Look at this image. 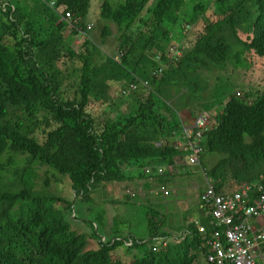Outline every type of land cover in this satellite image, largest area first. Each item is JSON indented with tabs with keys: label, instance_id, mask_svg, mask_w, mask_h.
<instances>
[{
	"label": "trees",
	"instance_id": "16d2710c",
	"mask_svg": "<svg viewBox=\"0 0 264 264\" xmlns=\"http://www.w3.org/2000/svg\"><path fill=\"white\" fill-rule=\"evenodd\" d=\"M38 1L0 0V264H209V218L202 220L207 239L192 223L184 239L159 251L151 242L172 235L151 218L148 240L122 233L103 239L105 212L99 216L92 197L105 184L167 185L157 169L175 170L176 159L186 156L169 138L182 130L173 96L186 86L196 94L201 73L228 68L251 71L254 88L217 101L223 113L204 136L200 164L219 192L264 187V0H200L188 15L181 14L186 0H105L99 16L120 34L116 56L102 54L87 30L93 0H55L54 7ZM184 30L181 58L158 81L160 88L175 83L173 92L164 96L150 84L147 96L130 95L128 111L99 122L100 110L113 103V83L150 81L145 70L168 63L166 51L179 46ZM109 35L105 24L102 38ZM212 155L221 157L214 165L207 161ZM145 166L153 176L143 173ZM39 167L64 177L68 194L43 193ZM129 241L127 262L117 252Z\"/></svg>",
	"mask_w": 264,
	"mask_h": 264
},
{
	"label": "rangeland",
	"instance_id": "374dc122",
	"mask_svg": "<svg viewBox=\"0 0 264 264\" xmlns=\"http://www.w3.org/2000/svg\"><path fill=\"white\" fill-rule=\"evenodd\" d=\"M108 1L114 3L116 1L118 2L119 0ZM35 2L39 3L38 0H35ZM104 2L105 0H93L90 15L88 17V24H91L93 26L91 30V36L100 47L101 53L116 56L118 54L120 34L117 32V28L115 25L107 23L105 20L100 18L99 10L101 11V6ZM198 3H201L200 0H186V4L182 9L181 14L188 15V12L190 10L188 8L197 6ZM105 24H107V26L109 27L110 35L107 38L103 39L102 30ZM201 27L202 26H200V29ZM200 29L197 28L198 31H200ZM70 30L71 27H68L64 32V35L66 36L68 33H70ZM144 31H146V29H144ZM182 35L184 36V38H182ZM182 35H178V38H180L178 39L179 42L176 41L179 44L178 47H176V43L169 45V51H166L169 57H172L174 54H179L180 56L182 55L181 49L182 51H184L185 45L187 44L185 40L188 37L189 32L184 30ZM182 40L184 41L182 42ZM77 42L78 40L76 38L72 43V46L75 50L77 49ZM151 53H153V57L156 56L155 61H159V52L153 48ZM249 55L252 57L255 69L258 72L260 64L254 60L255 58L252 54ZM169 65L176 67V64L173 62H170ZM169 68L167 67L166 69L168 70ZM250 73L252 72H246V70L242 69L235 71L232 68H228L223 73H201V75L198 76V78H200L198 84L199 89L196 94L191 95L190 93V91L193 89V86H186V88L183 89L182 94L173 96V100L176 102L177 109L178 107H180L178 109V113L187 111L193 113L194 117H196L199 113L208 110L207 112H209L212 118L214 117L215 119L217 114L223 113V109L221 107L218 108L219 105H217V101H221L222 103L229 95H233L234 92L235 96L239 94L240 96L238 98H241L246 92H249L246 88H254V86H251L252 81L250 78ZM142 74L143 73H141V75ZM146 75L150 77V81H144L147 86L151 87L150 84L154 85L156 89L161 90L164 96L167 95V93L171 94L173 92L175 83H172L169 87L163 86L162 88H160L158 87L160 86V83L158 81H154L153 78H151L150 69L145 70V76ZM70 81L75 86H77L79 82L75 78L70 79ZM190 81L191 80H189L188 82ZM194 83L195 82L192 81V85H194ZM117 84L119 86L122 85V83ZM131 85L132 83H130L128 86L131 87ZM123 89V86H121L120 88L115 90L112 105L108 109L107 106L105 109L100 110L101 115L98 118L99 122L102 120H113L118 114L123 113V111H128L129 104H131L134 100L130 96L132 95L131 93L128 94V92H125L124 96H122L121 91ZM141 90L142 92H140L138 96L139 99L147 96L148 94V90L142 88ZM131 92L133 94L137 93V91ZM214 95H218L220 97V100L214 97ZM176 107L174 109H176ZM162 112L166 113V110L162 109ZM212 118H210L211 126L214 125V121ZM170 142L179 150L185 149L184 141L175 140ZM207 158V161L210 163V165H214L221 157L218 155H212ZM2 160H5V158L3 157ZM178 160L179 158L176 159V162L179 163L180 161ZM165 170L172 172L171 168H166ZM147 171L148 170H146L145 173ZM36 174L39 187L46 189L42 190L43 193H48L49 195L54 196H63L66 193L68 194V181L64 177L62 178L57 175L52 169H49L47 167H39L36 170ZM185 176L186 173L182 174L181 177L177 176L171 189L169 188L170 185H165L164 189L162 187L159 188L154 184L153 189H151L152 187L150 189H147L144 187L145 181L137 183L135 182L133 185L128 183H112L100 186V188L97 189V192L93 195L92 199L94 202L95 211L100 210L99 216L103 214V211L105 212V229L100 227V234L102 235V238H109L110 235H118L122 233L121 236L123 237L134 235L138 238L148 240L150 233V218L156 221L161 226L165 225L167 229L161 228L163 231L168 233L173 232L174 235L177 236L181 235L183 232L180 230L183 228V224H185L187 220L192 223V221L190 220H192L191 218L195 217V207L199 205L198 194L192 188L195 186H191L187 182V179L184 178ZM47 178H49L50 180V185L48 187H44L45 180ZM204 178L208 180L210 179L207 174L206 176H204ZM176 183L178 184L177 186L175 185ZM149 190L154 191L148 192ZM156 192H159V194L156 196L159 198V200L155 201L153 200V196L156 195L154 194ZM165 195H168L169 200L164 198ZM127 203H133L134 205ZM201 206L204 209L203 211L205 212V217L207 218L206 208L202 205V203ZM148 208L151 209L152 212L147 213ZM155 212L158 215H156ZM147 214H151L149 218ZM154 214L156 216H154ZM104 217L102 218L104 219ZM115 219L116 222L118 221L117 223L113 222ZM151 244H154V242H151ZM131 245V241H129L128 243L124 242V246L117 252L120 259L127 262L132 261L133 255L129 250V247H131Z\"/></svg>",
	"mask_w": 264,
	"mask_h": 264
},
{
	"label": "built area",
	"instance_id": "2783aa9c",
	"mask_svg": "<svg viewBox=\"0 0 264 264\" xmlns=\"http://www.w3.org/2000/svg\"><path fill=\"white\" fill-rule=\"evenodd\" d=\"M174 56L180 57L179 54ZM210 127V116L204 113L197 118L191 130L183 131L180 136L189 152L187 166L199 165L204 135ZM158 173L163 174L164 171L158 169ZM260 188L263 191V187ZM248 198L247 191L233 197L218 195L214 186H209L202 196L213 234L209 243L210 264H264V233L252 232L251 224L252 220H264V193L256 200V206H251ZM196 225L202 236L209 234L205 225L200 222Z\"/></svg>",
	"mask_w": 264,
	"mask_h": 264
},
{
	"label": "crops",
	"instance_id": "0c3cea01",
	"mask_svg": "<svg viewBox=\"0 0 264 264\" xmlns=\"http://www.w3.org/2000/svg\"><path fill=\"white\" fill-rule=\"evenodd\" d=\"M113 89H112V91H111V96L112 97H114V91L115 90H117L118 88H120V86L117 84V83H113ZM178 118H179V121H180V123H181V126H182V128H185V129H188V128H192L193 126H194V121H195V119H196V117H194V114L193 113H190V112H187V111H182L181 113H178ZM175 140H178L177 138H174V140L173 141H175ZM178 161H180L179 163L177 162V167H176V169L175 170H173L172 168H171V170H172V172H169V171H167L168 173H169V176L167 177L166 176V173H164L163 175H159V174H157V175H159V177L160 178H164L165 179V177H166V180L165 181H168V183H167V186H169L170 187V189L172 188V186H173V183H174V181H175V179H176V177L178 176V177H181V175L182 174H185L186 173V176L184 177L185 179H187V182L191 185V186H195V187H192L196 192H197V194H198V198H199V205L197 206V207H195V217L194 218H191L192 220H190V221H192V223H194L195 225H196V223L197 222H200L201 224H202V220L203 219H207L205 216V212L203 211L204 209L202 208V206H201V203H202V201H201V197H202V194L207 190V188H208V185H207V183H206V181L207 180H205L204 179V177H202L203 176V173L201 172H199V170L200 169H203L202 167H201V165H200V167H198V168H187L186 166H185V164H186V157H184L183 158V156L182 157H179V160ZM184 167H186L185 169H184ZM153 167L152 166H145L144 168H143V173L145 174V175H147V172L145 173V171L146 170H150V172H154L155 173V170L154 169H152ZM158 170V169H157ZM157 170H156V172H157ZM200 175H202V176H200ZM148 176V175H147ZM153 180L151 179L150 180V182H152ZM211 182L214 184V186L216 187V183L211 179ZM135 183V181H133V183H130L131 185H133ZM188 184V185H189ZM156 186H158L159 188L160 187H164L165 185H163V184H155ZM176 186L178 185L177 183L175 184ZM154 187L152 186V189H153ZM158 188V189H159ZM165 189V188H164ZM168 189V188H167ZM155 190V189H154ZM154 190H149L148 192H153ZM158 191V190H157ZM154 194H156L155 196H153V200H159V198L158 197H156L158 194H159V192H156V193H154ZM164 198H166L167 200H169V197H168V195H165L164 196ZM166 200V201H167ZM203 205V204H202ZM196 206V205H195ZM163 220V219H162ZM191 222H189V220H187L186 222H185V224H183L184 226H183V228L180 230V231H182L183 233L181 234V235H179V236H177V235H174V233L173 232H171V233H169V234H171L172 235V238L170 239V240H162V239H156L155 241H154V244H153V249L155 248V249H158L159 251H161L162 249H163V246L165 247V245L163 244V243H166V244H170V243H172L173 241H174V239H176V238H185V235L186 234H188V227H190L191 226V224H192ZM260 227H263L264 228V220H261L260 222H258L257 223ZM206 226V225H205ZM196 227H197V225H196ZM167 229V228H166ZM166 248V247H165Z\"/></svg>",
	"mask_w": 264,
	"mask_h": 264
},
{
	"label": "clouds",
	"instance_id": "9594fccd",
	"mask_svg": "<svg viewBox=\"0 0 264 264\" xmlns=\"http://www.w3.org/2000/svg\"><path fill=\"white\" fill-rule=\"evenodd\" d=\"M69 27H71V25L69 26ZM93 26L91 25V24H89L88 26H87V30L88 29H91ZM176 58H177V56H176ZM179 58H181V56L179 57ZM167 59H168V63H166V64H162V63H160V61H161V59H159V61L157 62V63H160V68L158 69V70H156V68H155V71H153L152 72V74H151V76H152V78H153V80H155V81H159V79L160 78H162V77H164L165 75H166V73H167V67H172L173 68V66H171V65H169V63L170 62H173V63H175V56L173 55L172 57H169V55L167 54ZM121 86H123V85H121ZM120 86V87H121ZM123 88L125 89H123L122 91H121V94H122V96H124V94H125V92H128V94H130V91L131 90H135V91H137V92H141L142 90H141V88L142 89H145V90H148V91H150V92H152L153 91V87H152V85H151V87H149V86H147L146 84H145V82L144 81H139L138 83H132V85H131V87L130 86H128V87H124L123 86ZM112 91V90H111ZM111 91H110V96H111ZM111 98L113 99V97L111 96ZM178 113V112H177ZM204 113H206V114H208L209 116H210V118H212V116L210 115V113L209 112H206V111H204V112H201V113H199L197 116H196V119H195V121H194V124H195V122H196V120H197V118L200 116V115H202V114H204ZM213 119V121H214V125L213 126H211L210 127V130L216 125V121H215V119H214V117L212 118ZM194 127V126H193ZM192 127V128H193ZM192 128H188V129H185V128H182V130L180 131V132H175V133H173V135H172V140L171 141H173L174 140V138H177L178 140H180L181 141V138H180V136L182 135V133H183V131H185V130H191ZM209 130V131H210ZM208 131V132H209ZM207 132V133H208ZM204 140V139H203ZM180 151H182V152H184V154L186 155L185 157L187 158V156L189 155V152H188V150L187 149H185V150H180ZM199 165H200V159H199ZM199 165L198 166H196V167H189V166H187V164H185V166L187 167V168H198L199 167ZM200 171V173H201V169L199 170ZM167 172V170H164V173H166ZM151 173V174H150ZM163 173V174H164ZM147 175L148 176H153L154 175V172L152 171V172H147ZM158 177H159V175H158ZM197 224V223H196Z\"/></svg>",
	"mask_w": 264,
	"mask_h": 264
},
{
	"label": "bare ground",
	"instance_id": "6f19581e",
	"mask_svg": "<svg viewBox=\"0 0 264 264\" xmlns=\"http://www.w3.org/2000/svg\"><path fill=\"white\" fill-rule=\"evenodd\" d=\"M47 3V2H46ZM55 4H56V1L55 0H52V1H50L49 2V4H47V5H49V6H51V7H54L55 6ZM71 18H72V16H71V14H70V12H67L66 14H65V20L68 22V21H70L71 20ZM88 30H91V29H88ZM131 91H135V90H131ZM130 91V93L131 94H133L132 92ZM181 129V128H180ZM179 130V129H178ZM207 134V133H206ZM205 134V135H206ZM204 135V136H205ZM169 138H171V137H169ZM169 140V139H168ZM174 147V146H173ZM203 149H202V153H201V155L199 156V159H200V157L203 155ZM186 160H187V158H186ZM201 165V164H200ZM200 165H199V167H200ZM202 171V173H203V175L204 176H206V174H207V171L206 170H204V169H201ZM203 176V177H204ZM209 177V176H208ZM205 179V178H204ZM205 180H207V185H208V187L209 186H214V184L211 182V178L208 180V179H205ZM260 187H263L262 185H247L243 190H241L240 192H238V193H236V194H233V195H229V194H225V193H222V192H219L218 191V189H217V187H215L214 186V188H215V191H216V193L218 194V195H222V196H224V197H233V196H235V195H237V194H242L243 192H245V191H247L248 192V194H249V200H250V203H251V206H256V200L260 197V195H262L263 193H264V187H263V191L261 190V188ZM208 189V188H207ZM257 189V191H254V190H256ZM207 191V190H206ZM206 191L202 194V196L206 193ZM201 201H202V197H201ZM202 204H203V206H204V203L202 202ZM205 207V206H204ZM206 211H207V209H206ZM207 218H209L208 216H207ZM210 219V218H209ZM259 221H257V220H252L251 221V224H252V232H254V233H256V234H261V233H264V228L263 227H260L257 223H258ZM202 236V235H201ZM204 239H207V236H202ZM224 238V237H223ZM175 240V239H174ZM225 239H223V241H224ZM165 245H168V244H166V243H164ZM209 254H210V245H209ZM208 259H209V256H208ZM208 263H209V261H208ZM210 264V263H209Z\"/></svg>",
	"mask_w": 264,
	"mask_h": 264
}]
</instances>
